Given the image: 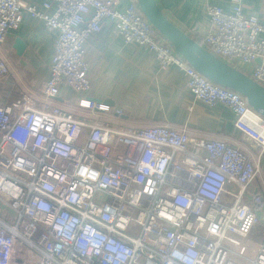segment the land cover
I'll return each instance as SVG.
<instances>
[{
    "label": "built area",
    "instance_id": "2783aa9c",
    "mask_svg": "<svg viewBox=\"0 0 264 264\" xmlns=\"http://www.w3.org/2000/svg\"><path fill=\"white\" fill-rule=\"evenodd\" d=\"M231 2L208 4L210 27L194 38L231 64L260 59L248 74L264 87V22ZM122 3L0 0V74L25 13L58 31L41 95L0 100V264H264V239L249 238L264 201L244 202L259 163L241 144L186 126L125 127L123 106L87 95L86 42L108 18L160 69L183 70L195 101L227 106L241 140L264 151V116L246 96L193 67L138 0ZM65 85L80 94L72 107L57 100Z\"/></svg>",
    "mask_w": 264,
    "mask_h": 264
},
{
    "label": "crops",
    "instance_id": "0c3cea01",
    "mask_svg": "<svg viewBox=\"0 0 264 264\" xmlns=\"http://www.w3.org/2000/svg\"><path fill=\"white\" fill-rule=\"evenodd\" d=\"M41 5L54 0H22ZM168 18L192 37L205 33L210 27L207 13L208 4H219L224 9L232 8L231 0H157ZM127 0H123L125 5ZM247 14L256 15L264 22V0H243ZM58 31L49 29L42 20L25 13L23 21L8 37L6 59L10 71L0 78V100H7L6 93L14 98L24 93L40 96L50 76V63L55 52ZM24 42L19 52L16 40ZM85 58L89 66L91 88L87 95L95 100L107 101L114 108L123 106L121 117L124 126H146L168 124L186 126L192 136L220 137L230 143L241 144L259 163V172L246 192L244 202L253 203L258 194L264 201V151H259L241 140L236 129L234 113L223 104L214 106L195 101L186 86V76L178 66L160 69L153 51L127 43L116 32L115 24L104 19L102 29L86 42ZM258 61L233 64L249 73ZM80 95V94H79ZM78 94L70 87L63 86L57 100L66 107L77 102ZM80 97V96H79ZM260 216V223L252 230L250 240L264 239V204L254 205ZM250 237V236H249Z\"/></svg>",
    "mask_w": 264,
    "mask_h": 264
},
{
    "label": "water",
    "instance_id": "95a60500",
    "mask_svg": "<svg viewBox=\"0 0 264 264\" xmlns=\"http://www.w3.org/2000/svg\"><path fill=\"white\" fill-rule=\"evenodd\" d=\"M138 2L154 27L193 67L212 81L246 96L249 104L264 116V87L261 84L244 70L214 55L194 37L172 22L162 11L157 0H138ZM24 46L22 40H16L15 47L19 52L24 49ZM256 61L260 62V59Z\"/></svg>",
    "mask_w": 264,
    "mask_h": 264
},
{
    "label": "rangeland",
    "instance_id": "374dc122",
    "mask_svg": "<svg viewBox=\"0 0 264 264\" xmlns=\"http://www.w3.org/2000/svg\"><path fill=\"white\" fill-rule=\"evenodd\" d=\"M9 73V72H8ZM3 77V75L2 74H0V78H2ZM74 90V89H73ZM75 91V90H74ZM76 92V91H75ZM77 94H78V97H77V99L79 98V93L78 92H76ZM251 187V186H250ZM250 187H249V189H250ZM9 216H12V218L13 219H15V213H14V215L12 214V213H9ZM36 237V236H35Z\"/></svg>",
    "mask_w": 264,
    "mask_h": 264
},
{
    "label": "trees",
    "instance_id": "16d2710c",
    "mask_svg": "<svg viewBox=\"0 0 264 264\" xmlns=\"http://www.w3.org/2000/svg\"><path fill=\"white\" fill-rule=\"evenodd\" d=\"M251 234H252V233H251ZM251 236H252V235H250V237H249V238H251Z\"/></svg>",
    "mask_w": 264,
    "mask_h": 264
}]
</instances>
